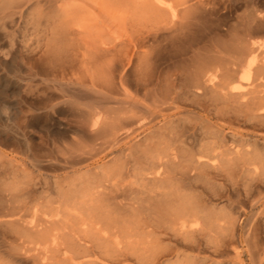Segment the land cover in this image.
Returning a JSON list of instances; mask_svg holds the SVG:
<instances>
[{
    "label": "rangeland",
    "instance_id": "1",
    "mask_svg": "<svg viewBox=\"0 0 264 264\" xmlns=\"http://www.w3.org/2000/svg\"><path fill=\"white\" fill-rule=\"evenodd\" d=\"M65 2L74 11L68 39L80 47L76 66L86 39L108 48L99 54L101 69L88 66L100 83L95 88L84 77L88 72L77 67L63 78L49 50L51 27L36 32L31 16L10 23L22 0H0V209L10 204V195L22 193L26 201L43 202L46 218L61 224L66 217L55 213L53 202L124 165V175L114 177L108 187L114 202H138L164 190L173 193L174 204L187 202L222 218V230L192 235L170 231L171 240L159 246L173 254L161 264H264V117L249 115L258 94L238 99L212 89L193 94L196 79L221 59L234 58L245 39L264 40V31L251 33V15L264 13V0H212L213 8L209 3L191 10L183 30L153 35V18L113 0ZM160 17L167 19L166 14ZM82 81L96 92L94 100L73 96L84 89ZM48 97L53 101H45ZM95 113L102 123L131 113L135 121L119 139L102 142L89 133ZM162 135L180 155L195 153L213 140L249 150L261 160L263 174L253 176L241 161L234 168L220 161L217 168L200 167L189 178L173 174L164 188L160 182L134 179L131 170L140 146ZM159 198L154 196L149 204L154 207ZM0 229L1 250L8 251L12 233L4 222ZM136 234L131 240L162 236L153 225L140 227ZM127 253L119 264L134 260Z\"/></svg>",
    "mask_w": 264,
    "mask_h": 264
},
{
    "label": "bare ground",
    "instance_id": "2",
    "mask_svg": "<svg viewBox=\"0 0 264 264\" xmlns=\"http://www.w3.org/2000/svg\"><path fill=\"white\" fill-rule=\"evenodd\" d=\"M65 1L22 0L21 6L16 8V17L10 21L15 25L16 22L22 23L23 18L26 20L31 16L36 32L46 33L47 28H52L51 43L48 42L49 50L53 54L55 63L59 64L63 78L64 73L75 70L77 67L75 51L77 52L80 48L73 39H68L70 32L68 25L74 19L72 16L74 11ZM113 2L153 18L155 25L152 35L163 30H181V27L190 22L188 17L192 9L202 10L209 6V3H212L210 6L213 8L215 3L212 0H113ZM1 11L0 14H2ZM157 13L166 14L167 19L161 18ZM251 17L255 24V30L251 33L264 31V13L257 12ZM40 37L41 35L37 39ZM101 43L92 44L86 39L81 49L82 59L76 69L88 72L84 77L88 76L90 86L94 88L100 83L96 77L89 74L88 66L93 64L96 70L101 69L97 63L99 54L108 51L106 45ZM236 54L231 60L221 59L222 62L219 65L210 67L198 77L194 85L197 91H193V94L202 95L207 89L218 91L224 97L237 99L258 94L259 101L256 104L252 102L255 106L249 109V115L264 117V40L254 42L250 38L245 39ZM104 78L102 76L103 84ZM86 82H80L82 86L84 85V89L73 96L94 100L96 92L91 90L90 86V89L85 86ZM51 100L52 98L48 97L45 101ZM155 102L157 100H154ZM134 121L131 113L117 116L115 123H102L99 122L98 114L95 113L90 123L89 133L101 138L102 142H111L124 135L125 126ZM136 154H138V161H135V168L131 170L133 178L147 182H160L161 188H164L167 181L173 179V174H179L180 179L189 178L200 167L208 165L217 168L216 164L220 161H225L230 168H234L237 161H241L242 168L253 176H259L264 171L260 164L261 160L252 155L251 151L237 146L226 147L224 143L214 140L195 153L180 155L173 144L166 142L165 135L155 136L145 145H141ZM123 168L124 165H118L113 172L111 171L112 173L104 172L103 175H106L103 178L96 176L87 186L72 189L66 195H61L59 201L53 202L55 213L62 212L66 217L58 225L46 218L43 202L26 201L22 198V193L17 196L10 195L12 196L8 199L10 204L0 209V215H3V218H0V224L4 222L12 233L8 241L10 249L2 251L0 246V264H119L127 260V251L134 257L131 264H161L164 259L173 254L172 250L159 246L171 240L170 231L192 235L205 229L215 231L224 228V224L219 222L222 218L212 213H204L187 202L174 204L171 199L173 193H167L164 190L154 195L147 194V201L140 199L138 202L130 203L114 202L108 193V187L114 177L121 176L125 172ZM154 196L160 198L152 207L149 203ZM145 225L155 226L162 236L149 240L145 238L139 241L131 240L137 236L138 229ZM184 247L188 245L184 244Z\"/></svg>",
    "mask_w": 264,
    "mask_h": 264
}]
</instances>
